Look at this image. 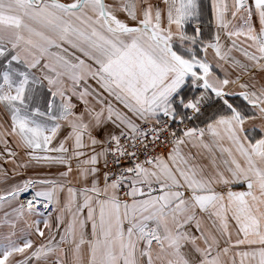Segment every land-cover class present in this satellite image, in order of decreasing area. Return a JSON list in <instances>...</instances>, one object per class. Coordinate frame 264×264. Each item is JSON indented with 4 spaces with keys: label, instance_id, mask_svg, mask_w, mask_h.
Returning <instances> with one entry per match:
<instances>
[{
    "label": "snow or ice",
    "instance_id": "6c2138e0",
    "mask_svg": "<svg viewBox=\"0 0 264 264\" xmlns=\"http://www.w3.org/2000/svg\"><path fill=\"white\" fill-rule=\"evenodd\" d=\"M0 264H264V0H0Z\"/></svg>",
    "mask_w": 264,
    "mask_h": 264
}]
</instances>
